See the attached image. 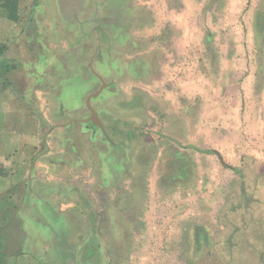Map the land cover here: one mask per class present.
Listing matches in <instances>:
<instances>
[{
	"label": "rangeland",
	"instance_id": "1",
	"mask_svg": "<svg viewBox=\"0 0 264 264\" xmlns=\"http://www.w3.org/2000/svg\"><path fill=\"white\" fill-rule=\"evenodd\" d=\"M3 57L0 93L41 128L0 194L10 254L38 237L53 264H264V0H0ZM102 82L91 106L111 142L71 123ZM47 154L78 192L52 215L30 192ZM23 217L54 236L24 224L32 240L13 243Z\"/></svg>",
	"mask_w": 264,
	"mask_h": 264
},
{
	"label": "crops",
	"instance_id": "2",
	"mask_svg": "<svg viewBox=\"0 0 264 264\" xmlns=\"http://www.w3.org/2000/svg\"><path fill=\"white\" fill-rule=\"evenodd\" d=\"M3 92L4 95L0 93V169L2 170V175H0V194H8L11 192L10 190L12 187L25 177V164H27V161L29 160L30 153L35 152L38 144L40 143L41 128L40 125L37 127L36 122L26 119V108L21 106V101L15 99L9 90H4ZM5 93H7V95ZM10 113H17L19 118L17 119L16 116L15 120H10L8 117V114ZM72 139V142H74V138ZM89 151H92V146H89ZM100 157V155H97V159H100ZM43 159L46 160L44 161ZM56 161L50 154L42 156L41 159L38 160V167H35L31 174L32 187L30 192L33 195V200L34 202L41 200L42 208L48 212V215L53 214V210H51L50 207L53 206L55 209L58 204V200L60 201V198H62L61 196L77 195L78 193L75 189L68 191L62 186L63 184L60 185L57 178H51L53 177L51 175ZM60 161L62 162L63 160ZM57 162L59 163V161ZM77 164H79V162H77ZM46 174L49 175V177H47ZM81 191L83 194L89 195L90 193V190L85 188ZM19 193L21 194V191ZM6 205L7 210L9 205L11 207V201L8 200ZM3 208L5 210V207ZM35 209H37V207ZM25 212L27 211L25 210ZM86 221L83 222V224L81 222V225L84 227H86V225L88 226L89 220L86 219ZM38 222V220L37 222L31 221L28 225V220L23 217L20 227L24 231V224H27L38 234L39 231L45 233V231L40 229L39 226H46L44 229H51L54 236L55 232L52 231V225L44 221H40L39 224ZM7 226L8 225L6 224L5 227L7 228ZM1 227L3 230H6L4 225H1L0 228ZM24 232L25 235H19L20 237L16 238L13 243H19V246L23 244L24 246L27 240L31 239L27 230ZM5 239L4 249L2 250L3 256H0V264H43V259L50 260L53 264L54 262L56 263V261L59 263V258H62L59 257L58 254L55 255V257L51 250L48 252H39L38 246H42L43 244L42 241L38 242V237L36 240H33L32 247L29 250H14L12 251L13 253L10 254L8 249L10 247L9 237L6 235ZM49 242L51 247L54 242L51 235H49L47 240V243ZM34 249L35 251H33ZM76 259L81 261L79 264H91V260L85 257V254L78 255ZM62 261H64V259H62L61 262Z\"/></svg>",
	"mask_w": 264,
	"mask_h": 264
},
{
	"label": "water",
	"instance_id": "3",
	"mask_svg": "<svg viewBox=\"0 0 264 264\" xmlns=\"http://www.w3.org/2000/svg\"><path fill=\"white\" fill-rule=\"evenodd\" d=\"M108 85L104 82H102V87L95 93V94H92L90 95L87 100H86V107L89 111V117L85 120H77V119H74L71 121L72 122H82L84 124H90V126L93 128V129H99L102 134L105 136V138L107 139L108 142H111L110 139L108 138V136L106 135L105 131H104V126L97 114V112L92 108L91 106V100L92 99H95L96 97L99 96V94L103 91L104 88H106ZM45 141V138L43 139Z\"/></svg>",
	"mask_w": 264,
	"mask_h": 264
},
{
	"label": "trees",
	"instance_id": "4",
	"mask_svg": "<svg viewBox=\"0 0 264 264\" xmlns=\"http://www.w3.org/2000/svg\"><path fill=\"white\" fill-rule=\"evenodd\" d=\"M34 5L36 4L37 0H33ZM15 69L14 66H11L9 64V61L7 58L3 57L0 58V82L1 81H6L5 77ZM0 175H2V172L0 171ZM5 234L4 230H0V256H3L2 250L4 249V242H5Z\"/></svg>",
	"mask_w": 264,
	"mask_h": 264
}]
</instances>
